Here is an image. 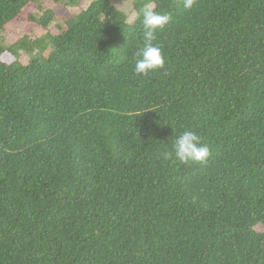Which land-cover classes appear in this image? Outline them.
<instances>
[{"label":"trees","instance_id":"trees-1","mask_svg":"<svg viewBox=\"0 0 264 264\" xmlns=\"http://www.w3.org/2000/svg\"><path fill=\"white\" fill-rule=\"evenodd\" d=\"M38 1L0 0V36ZM50 1L27 65L0 43V264H264V0ZM147 4L171 20L145 76ZM185 130L206 163L164 159Z\"/></svg>","mask_w":264,"mask_h":264},{"label":"clouds","instance_id":"clouds-1","mask_svg":"<svg viewBox=\"0 0 264 264\" xmlns=\"http://www.w3.org/2000/svg\"><path fill=\"white\" fill-rule=\"evenodd\" d=\"M195 0H183V7L191 9ZM171 16L167 13H159L150 4L142 8L143 45L136 54L134 72L138 75H148L158 69H162L165 58L162 49L154 43L156 33L170 22ZM175 157L184 164L190 162L204 164L210 156V150L206 144L201 143L200 136L191 130L183 131L175 138L172 151L163 153L164 159Z\"/></svg>","mask_w":264,"mask_h":264},{"label":"rangeland","instance_id":"rangeland-1","mask_svg":"<svg viewBox=\"0 0 264 264\" xmlns=\"http://www.w3.org/2000/svg\"><path fill=\"white\" fill-rule=\"evenodd\" d=\"M91 1L92 0H85L82 3H78V5L68 7L67 13L71 15L77 14L79 11L85 9ZM111 4L125 14L128 23L133 22L135 19L133 0H111ZM53 7L54 3H52L50 0H39L36 4L30 5L28 8H26L24 10L23 16L20 19L13 21L5 27V31L0 36V43L5 50L12 49L16 52L15 54L17 57H12L13 59L17 58L20 64L27 65L29 62V56L24 48L20 46L14 47L15 44L18 42H24L27 46H32L33 51H38L41 48L47 46L48 42L44 38L45 35L49 34L56 36L59 34L61 28L64 27V18L62 17H55L46 30L40 28L39 26L33 25L28 21L29 16L39 18L44 10L51 9ZM5 56L11 55L5 54ZM256 230L261 231L262 228L258 226Z\"/></svg>","mask_w":264,"mask_h":264}]
</instances>
